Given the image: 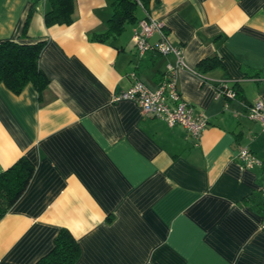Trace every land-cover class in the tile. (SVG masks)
<instances>
[{
  "label": "crops",
  "instance_id": "obj_1",
  "mask_svg": "<svg viewBox=\"0 0 264 264\" xmlns=\"http://www.w3.org/2000/svg\"><path fill=\"white\" fill-rule=\"evenodd\" d=\"M32 1L0 0V41H44L49 79L41 98L31 82L19 93L0 82V172L21 156L34 166L0 218V264H35L62 227L81 247L75 264H264V133L246 114L264 102V0H140L136 21L104 41L94 35L111 0H74L72 22L50 26L42 1L22 35ZM146 16L183 48L177 86L207 120L197 138L113 99L132 72L154 90L175 64L138 56ZM212 56L215 67L195 71ZM241 147L261 164L243 167Z\"/></svg>",
  "mask_w": 264,
  "mask_h": 264
},
{
  "label": "trees",
  "instance_id": "obj_2",
  "mask_svg": "<svg viewBox=\"0 0 264 264\" xmlns=\"http://www.w3.org/2000/svg\"><path fill=\"white\" fill-rule=\"evenodd\" d=\"M42 1L48 3L44 12L45 25L69 24L72 22L74 0H33L22 27L26 35L31 15ZM112 14L108 19V29L94 38L104 41L110 33H120L125 25L136 21L137 0H111ZM44 41L21 43L14 40L0 41V82L11 91L19 93L31 82L41 98L49 79L39 66V56ZM216 56L202 59L196 72L211 69L219 63ZM34 172L30 160L21 156L13 164L0 172V218L26 189ZM81 254V247L73 234L65 227L56 233L51 249L41 256L35 264H75ZM153 264V263H152Z\"/></svg>",
  "mask_w": 264,
  "mask_h": 264
},
{
  "label": "built area",
  "instance_id": "obj_3",
  "mask_svg": "<svg viewBox=\"0 0 264 264\" xmlns=\"http://www.w3.org/2000/svg\"><path fill=\"white\" fill-rule=\"evenodd\" d=\"M137 2L142 5L140 0ZM154 34L157 35V38L152 41L151 37ZM133 44L138 56H142L147 51H155L163 55L171 53L176 57L175 64L167 65L164 79L154 90L150 89L137 77L136 73L132 72L130 74L133 78L132 85L115 94L113 99H132L139 105L144 115L158 116L170 126L181 125L192 137L197 138L206 127L207 120L203 113L195 111L194 106L183 97L178 89V70L187 67L182 46L173 44L164 31L162 23L150 16L139 19L138 28L133 34ZM221 84L223 83L218 85L219 93H224L228 97L235 96L233 90L227 86L222 89ZM246 114L249 119L260 124L261 131L264 133V102L254 101L247 106ZM237 158L245 168L261 164V160L248 147H241L238 150ZM260 191L264 195V186Z\"/></svg>",
  "mask_w": 264,
  "mask_h": 264
}]
</instances>
